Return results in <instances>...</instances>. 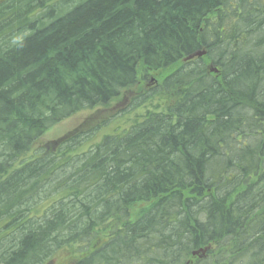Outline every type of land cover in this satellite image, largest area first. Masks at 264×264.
<instances>
[{"label":"trees","instance_id":"obj_1","mask_svg":"<svg viewBox=\"0 0 264 264\" xmlns=\"http://www.w3.org/2000/svg\"><path fill=\"white\" fill-rule=\"evenodd\" d=\"M72 1L0 0L4 264H264V0ZM123 94L132 124L44 141Z\"/></svg>","mask_w":264,"mask_h":264},{"label":"rangeland","instance_id":"obj_2","mask_svg":"<svg viewBox=\"0 0 264 264\" xmlns=\"http://www.w3.org/2000/svg\"><path fill=\"white\" fill-rule=\"evenodd\" d=\"M154 78V77H153ZM132 96V95H131ZM131 96L128 94H123L119 98L113 100L105 109L98 111V114H93L91 110L80 111L77 114L65 119L64 121L56 124L51 129H49L44 135V141L48 140H58L62 136L72 132L73 130H87L89 125H94L97 119L100 118L102 114H107L112 117H115V122L112 124L111 127H107L104 129L105 134H112L114 132L115 127L118 125L121 126H128L132 124L134 120L131 121L132 117L135 113L139 114L142 111L144 112L148 106L144 105L139 107L137 110H132L131 106L128 105L129 101L131 100ZM125 112V114H123ZM125 115V116H124ZM137 116V115H136ZM123 117V118H122ZM122 118V119H121ZM87 123V126L83 124ZM82 126V127H81ZM121 130V127H120ZM102 133L99 135L98 138L102 137ZM24 163V160L22 161ZM146 206V204L137 205L132 211L131 216L135 217L139 214L140 209ZM70 256L65 252H58L54 256V263L53 264H70Z\"/></svg>","mask_w":264,"mask_h":264},{"label":"bare ground","instance_id":"obj_3","mask_svg":"<svg viewBox=\"0 0 264 264\" xmlns=\"http://www.w3.org/2000/svg\"><path fill=\"white\" fill-rule=\"evenodd\" d=\"M74 1L75 0L72 1L73 4L75 3ZM210 72L214 73L213 71H210ZM242 111L243 112L241 113L240 118H245L247 132L248 133H253V132L257 131L259 129L260 122L258 120L249 121L247 119L248 118L247 116L249 114L248 113V110L242 109ZM237 118L239 119V116ZM216 132H217V129H216ZM228 153H229V155H231V157L233 158V160L237 164L241 163V158H240L239 153H238V151L236 149H231V150H229ZM3 166H6V164L3 163L2 164V167ZM259 171L261 172V176L264 177V170L263 171L259 170ZM44 172H45L44 170L41 171L40 172L41 173L40 175H42ZM258 175H260V174H258ZM35 180H38V179H35ZM70 200L73 201V202L78 201V200L75 201L74 199H70ZM177 201H178V198L175 197L174 199H172L170 201V203H172L173 206L177 207L178 206ZM20 221H22V220H20ZM21 228H22V225L18 221H15L14 222V228H13L12 233L10 232L9 237H7V239H5L4 244H3V247L0 245V249L2 247V249L0 251V264L6 263L8 261V259L11 258L14 253L16 255V252H18L20 250V242L18 243L19 240L17 241V239L20 237V231H21L20 229ZM251 241L257 247L260 246V244L257 241H255V240H251ZM17 243H18V245H17ZM219 244H220V246H225L227 243H225V241H220ZM4 247H6V248L3 249ZM132 248H134V247L132 246ZM207 260H208V257H206L205 252L202 253L201 256L197 259V261L200 264H208V261ZM254 262L255 261L251 258V259H249L248 264H254ZM255 264H257V262Z\"/></svg>","mask_w":264,"mask_h":264},{"label":"water","instance_id":"obj_4","mask_svg":"<svg viewBox=\"0 0 264 264\" xmlns=\"http://www.w3.org/2000/svg\"><path fill=\"white\" fill-rule=\"evenodd\" d=\"M203 54H204V52H198V53H196L197 56H202ZM194 56H195V55H194ZM190 58H192V56L189 57V59H190Z\"/></svg>","mask_w":264,"mask_h":264}]
</instances>
